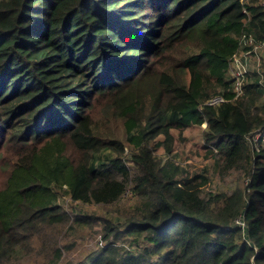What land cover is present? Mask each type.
<instances>
[{"label":"trees","instance_id":"1","mask_svg":"<svg viewBox=\"0 0 264 264\" xmlns=\"http://www.w3.org/2000/svg\"><path fill=\"white\" fill-rule=\"evenodd\" d=\"M263 1L0 0V264H21L22 249L58 264L64 235L94 229L103 245L74 264H264V143L249 148L264 88L252 71L238 99L199 108L231 97L240 36L264 41ZM203 123L206 155L246 187L203 197L205 172L172 159ZM126 190L114 221L104 209ZM61 192L98 207L65 211Z\"/></svg>","mask_w":264,"mask_h":264},{"label":"rangeland","instance_id":"2","mask_svg":"<svg viewBox=\"0 0 264 264\" xmlns=\"http://www.w3.org/2000/svg\"><path fill=\"white\" fill-rule=\"evenodd\" d=\"M261 49L262 48H257L254 51V55L253 53L249 55L248 64L251 61V66L253 69H255L254 74H256V79L258 80L259 84L264 85V78L258 77L257 75V70L260 69V65L258 66L256 55H259L260 57V54L263 50ZM98 116L99 111L98 108L95 107L94 111L91 113V118L96 119ZM204 127L205 124L203 123L201 126L191 125L183 130L179 135L182 140H177L174 146L173 153L171 154L172 159L175 160L176 163L179 164V166L183 167V169L189 171V173L198 172L200 170L205 172L209 182L202 189L201 195L203 197H208L210 193L218 191L230 193L235 186H238L241 189L246 187L248 185V179L245 176V172L243 170L236 167L224 169L221 166V158H219V156L206 155V150L203 147L201 139V131ZM174 135L177 136V132H174ZM158 144L159 143L157 141L154 142L153 145L155 149L158 148ZM249 145L250 151L253 153L254 151H252L251 149H254L255 145H253L252 142H250ZM42 156L43 157L40 160L39 166L43 169L44 173L48 175V180H52L50 186L57 185L56 181L54 180L55 171L57 169L55 159L47 158L45 157V155ZM9 158L10 161L15 160V155L9 156ZM43 159H45V161H43ZM7 161V158L2 157L0 163L5 166L7 164ZM5 179L6 171H1L0 187L4 184ZM63 188L65 189L66 187L63 186ZM133 200L134 197L131 194L130 190H126V192L123 193L122 197L114 205L105 207V215L109 218H112L113 220H119L120 218L117 215L118 209L130 206ZM57 203L63 210L68 212L73 209L93 212L98 207L95 205H83L72 202L70 200V197L67 194H63L62 192L59 199L57 200ZM100 236L101 235L99 234V231L97 229L89 232H81V230L68 232L60 239V245L63 248L61 260L58 262V264H74L87 252L98 249L99 247H101L100 244L103 245V243L100 242ZM18 254V258L21 259V264H36L40 261V257H36V255L32 251L27 252L22 249L18 252Z\"/></svg>","mask_w":264,"mask_h":264},{"label":"built area","instance_id":"3","mask_svg":"<svg viewBox=\"0 0 264 264\" xmlns=\"http://www.w3.org/2000/svg\"><path fill=\"white\" fill-rule=\"evenodd\" d=\"M262 6L264 7V1L262 3ZM263 46H264V41L262 43L256 44L251 34L243 32L242 35L240 36L238 49L232 55L229 63L228 76L230 80L229 93L231 94V97L227 98L221 94L212 95L209 98H207L205 101H203L200 104L199 108L201 109L203 107H213L231 100L238 99L243 94L244 84L247 76L249 75V72L251 73L252 71L255 70L251 66V61L248 64L249 55H251L252 53L254 55V51L257 48L264 49ZM262 54H263V50L260 54V57H262ZM256 57L259 66L260 57L259 55H256ZM257 71H258L257 74L258 77L264 78L261 67ZM261 86H263L264 88V85ZM252 139L255 143V146L258 147L259 139L261 141L260 143H264V134H262L261 132H256L253 135ZM236 224L241 226L242 228L244 226V223L240 219L236 221Z\"/></svg>","mask_w":264,"mask_h":264},{"label":"water","instance_id":"4","mask_svg":"<svg viewBox=\"0 0 264 264\" xmlns=\"http://www.w3.org/2000/svg\"><path fill=\"white\" fill-rule=\"evenodd\" d=\"M206 126V125H205Z\"/></svg>","mask_w":264,"mask_h":264}]
</instances>
